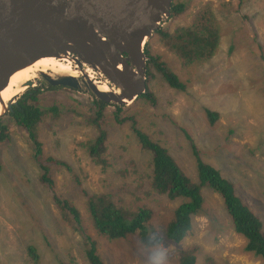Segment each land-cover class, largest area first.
I'll return each instance as SVG.
<instances>
[{"label": "rangeland", "instance_id": "obj_1", "mask_svg": "<svg viewBox=\"0 0 264 264\" xmlns=\"http://www.w3.org/2000/svg\"><path fill=\"white\" fill-rule=\"evenodd\" d=\"M209 2L212 3V12L220 30L219 45L215 55L208 63L185 69L179 59L162 46L159 38L155 36L151 42H148L146 50L149 48L151 54L164 60L187 88L184 92L170 90L161 76L154 73L155 77L147 82V88L153 92L158 104L147 106L145 115L137 113L136 118L140 123H155L150 133L163 131L167 134L165 141L170 148V154L173 158L180 159V161L176 160L177 163L180 162L179 166L186 169L192 177L196 166L188 137L198 147L205 162L213 166L224 165L230 177L221 173L222 176L232 183H238L239 190L248 200V205L258 201L264 204V162L262 166L264 153L261 156L257 152L254 154L251 152L252 147L257 143L264 144V66L262 67L264 0H194L183 15L176 19H167L160 26L166 28L170 25L172 32L175 27L190 25L195 10ZM65 57L66 65L70 68L68 75L73 77L78 70V63L68 56ZM257 61H263L261 67ZM56 63L57 67H63L60 61ZM88 66L84 64L85 69L82 70L86 77L88 76L94 83L105 81ZM48 72L54 73L53 70ZM19 78L20 89L12 97L13 99L38 89L36 101L40 106L57 104L61 107L65 106L67 111L74 112V115H67L68 117L61 115L59 120L51 119L46 125H41L39 135L47 145H53L51 150L47 146L44 148L46 153L70 164L69 171H54L55 187L66 194L64 198L70 199L80 212L89 228V235L96 243L97 254L103 262L105 264H173L170 259L171 251L178 248V244L165 240L161 242L158 250H152V248H141L134 237L130 238L131 243L122 240L110 241L93 230L87 218L86 198L81 193V189L89 193L102 191L101 179L106 174L113 175V169L127 166L130 158L136 161L137 167L144 169L150 159V154L142 153L134 139L135 145L133 144L130 139L133 135L129 128L116 125V118L112 115L114 107L108 105L104 111L107 115L104 122L107 145L111 144V146L106 153L109 165L106 170H102L92 164L85 149L77 144L78 140L87 141L98 135L94 125L93 127L87 125L90 114L95 113L91 102L93 95L85 89L79 92L48 90L47 84L23 92L21 88L27 78L23 74H19ZM105 83L100 84L105 90L112 88L110 84ZM62 93L65 98L59 101ZM115 93L118 91L116 90ZM138 106V102H134L128 109H137ZM205 108L218 114L213 126H209L207 122L203 111ZM7 119L5 117L3 120ZM184 121H186V129H184ZM12 124L15 130L12 132L11 142L0 145V150L2 149L8 161L7 164L0 158V264H27L28 261L24 259L23 243L28 241H34L33 244L39 248L37 250L43 257L42 264H61L52 253L51 246L55 244L62 250L63 259L67 264H90L84 252L82 253L81 239L70 229L54 203L52 202L53 206L50 205L46 193L42 189L32 193L33 181L38 177V168L32 160V155L29 154L25 132ZM174 140L179 142L178 147L173 146ZM237 147H246L253 159L247 160L241 157L236 151ZM231 157L241 159L239 165L241 170H233L236 163ZM16 166L22 167V170L20 171ZM243 172L245 177H242ZM247 193L254 195L252 202ZM205 196H207V204L213 206V212L220 217L223 225L231 223L229 215L223 209L221 198L209 190L205 192ZM18 197L22 199L21 204L14 208ZM111 202L118 209L121 206L124 211L132 212L141 208L139 207L141 203L154 208L155 215L167 216L165 205L148 203L146 199L145 203L139 199L134 200L137 204L133 203L131 209L125 208L122 203L113 200ZM168 203L171 207L176 201ZM206 222L205 217L196 216L193 237L184 239L182 243L186 245L195 242L202 246L207 259L216 254L211 261L213 264H258L260 257L244 250L245 239L237 237L239 243L237 246L222 240L216 244L206 240L208 236ZM44 230L51 234L48 235L46 244L43 243ZM169 244L173 245L172 249ZM204 263L203 256H199L198 264Z\"/></svg>", "mask_w": 264, "mask_h": 264}, {"label": "trees", "instance_id": "obj_2", "mask_svg": "<svg viewBox=\"0 0 264 264\" xmlns=\"http://www.w3.org/2000/svg\"><path fill=\"white\" fill-rule=\"evenodd\" d=\"M193 1L172 0L170 18L176 19L183 15ZM211 4L209 2L200 5L192 15L190 25L175 27L172 32L170 25L166 28L160 26V29L154 32V37L157 36L159 38L161 45L173 53L185 69L208 63L217 51L220 30L212 12ZM146 52L149 56L147 63H145L146 84L155 77L154 73H157L171 89L176 91L186 90V84L171 71L164 60H161L157 55L151 54L149 48H147ZM257 63L261 67L263 61H257ZM37 92L38 90L24 94L23 96L27 98H24L18 107H13V109L8 111L6 116L8 119L4 121L5 117L3 116L4 118L0 120V145L11 142L12 132L15 130L12 127V123H14L15 126L25 132L27 145L30 150H33L28 144V140L29 138L36 140L35 132L39 131L41 125H46L51 119L56 121L58 118L59 120L61 115L66 117L74 115L73 111H67L64 108L65 106L61 107L57 104H53L54 108L52 109L38 107L36 102ZM135 102L139 104L137 109H128L133 103L128 107L113 106L112 115L113 118H116L118 127L129 128L133 135V138L130 137V139L132 142L134 139L141 152L144 154L149 153L151 156L148 154L150 159H148L147 166L144 169L137 167L136 161L130 158L127 166L113 169V175L106 174L101 179L103 186L102 191H99L101 194H92L93 192L89 193L81 189V193L86 198L87 210L95 230L110 241L122 239L123 242L131 243L130 238L134 237L141 247L147 248L158 246L165 240L176 244L180 243L184 238L191 239L195 232L193 227L194 218L202 216L207 220L208 236L206 240L212 244L217 243L219 239L215 235L217 232L222 233L225 225H223L220 217L213 212V206H209L206 202L207 196H205V192L209 190L221 198L223 209L229 215L234 230L245 236L246 245L244 250L257 257L264 258V237L258 234V222L254 219V212L248 207L243 192L239 190L238 183H232L228 178L222 176V174L229 176L224 165L221 164V166L217 167L205 162L201 158L198 147L188 137L192 158L196 166L192 177L186 169H183L181 165L179 166L180 162L178 164L176 160L180 161V159L173 158L170 154V148L167 147L165 141L167 134L163 131H152L150 133L155 123H140L136 118L137 113L142 116L145 115L147 106L158 104L155 95L148 90L147 93L139 96ZM92 106L95 108L93 109L95 113L90 114L87 125L90 127L94 125L98 135L87 141L78 140L77 144L85 149V153L90 157L92 164L102 168V170H106L109 165L106 153L111 146V144L107 145L106 131L104 129L105 117L107 116L104 111H106L105 107L108 105L94 99ZM203 111L209 126H213L218 119L217 112L206 108ZM185 122L184 129L187 128L185 127ZM189 123L192 124V121L190 122L189 120ZM177 145H180L179 142L174 140L173 146ZM251 150L252 154L257 152L262 156L264 144L257 143ZM236 151L247 160L253 159L246 147H237ZM33 156L38 168H42L43 163L53 160L42 155L40 144L37 145V149H34ZM231 160L236 163L233 166V170H241L239 166L241 165V159L239 157L236 159L231 157ZM263 162L264 160H262V166ZM242 177H245L244 172ZM38 180L48 184L51 182L49 175L46 173H42L41 177L38 176ZM78 185H81L80 182ZM32 193H34L33 190ZM52 199L64 221L70 225L79 222L80 212L70 199L56 193H53ZM136 199L144 203L146 199L148 203L155 202L162 206L165 205L167 207V216L155 215L154 208L152 209L141 203V206L139 205L141 208L132 212L131 210L124 211L125 209L121 208V206L118 209L111 202L113 200L119 204L122 203L125 208L131 209L133 203L137 204L134 202ZM21 201L22 199L18 197L14 208L20 206ZM173 201H176V203L170 207L168 202ZM42 233L45 235L43 236V243L46 244L48 235L51 234L47 230L42 231ZM82 238L86 245L88 242L90 244L85 252L89 262L91 264H103L96 253L94 239L87 235L83 228ZM33 243L34 241L23 243L25 246L24 259L28 261L27 264H42L43 257L40 256V252L37 250L39 248ZM51 249L53 255H56L54 256L61 264H67L65 259H63L62 251L57 246L54 248L51 246ZM173 251H171L172 256L170 258L173 264H198L199 256H203L204 264H213L210 260L213 256L209 259L205 258L206 252L203 247L195 242L187 243L184 248H175Z\"/></svg>", "mask_w": 264, "mask_h": 264}, {"label": "water", "instance_id": "obj_3", "mask_svg": "<svg viewBox=\"0 0 264 264\" xmlns=\"http://www.w3.org/2000/svg\"><path fill=\"white\" fill-rule=\"evenodd\" d=\"M171 3L172 0H0V86L36 58L63 53L74 56L76 62L79 57V63L88 67H101L114 90L101 91L87 77H51L39 72L45 85L79 89L82 84L97 100L127 107L146 92L144 46L170 17ZM32 81L24 83V89L42 83L39 78L36 83ZM14 99L5 109L16 104Z\"/></svg>", "mask_w": 264, "mask_h": 264}, {"label": "clouds", "instance_id": "obj_4", "mask_svg": "<svg viewBox=\"0 0 264 264\" xmlns=\"http://www.w3.org/2000/svg\"><path fill=\"white\" fill-rule=\"evenodd\" d=\"M155 35V34H154ZM154 35H153V37H154ZM153 37L152 38H150L147 42H146V44H145V46H144V53H145V56H146V58H147V60L149 59V56L147 55V52H146V46H147V44H148V42H151V40L153 39ZM70 57H74V56H70ZM146 63H147V61H146ZM160 76V75H159ZM79 78H83V76L81 77H79ZM162 78V77H161ZM163 79V78H162ZM91 82H93L92 80H91ZM165 82V81H164ZM94 83V82H93ZM99 83V82H98ZM105 83V82H104ZM106 84V83H105ZM111 85V84H110ZM32 88V87H31ZM34 88V87H33ZM170 88V87H169ZM47 89L49 90V88L47 87ZM56 89H60V90H66V91H69V92H79L81 89H85L86 91H88L89 93H91L92 95H93V93L90 91V90H88L86 87H84L82 84H81V88H79V89H71V88H67V87H60V86H58V87H56ZM56 89H52V90H56ZM25 90H27V89H25ZM51 90V89H50ZM170 90H174V89H171L170 88ZM147 91H148V88H147V84H146V92L145 93H147ZM176 91V90H175ZM185 91V90H184ZM184 91H178V92H184ZM40 92V91H39ZM144 93V94H145ZM153 93V92H152ZM63 94V93H62ZM37 95V94H36ZM141 95H143V94H141ZM140 95V96H141ZM64 96V95H63ZM94 96V95H93ZM91 97V102H92V105H93V100L94 99H96L95 98V96L94 97ZM24 98H27V97H24V96H21V95H19V96H16L15 97V99L18 101V102H15L16 104L15 105H13L14 107H18V105L21 103V101L24 99ZM64 98H65V96H64ZM137 99H138V97H137ZM136 99V100H137ZM97 100V99H96ZM135 100V101H136ZM63 101V100H62ZM134 101V102H135ZM37 102V101H36ZM133 102V103H134ZM132 104V103H131ZM130 104V105H131ZM130 105H128V106H130ZM127 106V107H128ZM38 107H42L43 109H52V108H54V106H53V104H49V105H47V106H45V107H43V106H40L39 104H38ZM56 109V108H55ZM49 113H51V112H49ZM217 121V120H216ZM36 122V121H35ZM34 122V123H35ZM35 135H36V140H34L33 138H29V140H28V144L32 147V149L33 150H30V149H28L29 150V154L30 155H32V160L34 161V163L36 164V161L34 160V156H33V154H34V149H37V145L38 144H40V148H41V153H42V155L44 156V157H50V158H52L53 160H51L50 162H48V163H43V166H42V168H38V176H40L41 177V174L42 173H46V174H48L49 175V179H50V184H48V183H44V182H42L41 180H38V177H36L35 179H34V181H33V186H32V190L34 191V193H37V191L36 190H39V189H42V191H44L45 193H46V195H47V197H48V199H49V203H50V205H52L53 206V204H52V202H53V199H52V195H53V193H56V194H58V195H61V196H63V197H66V194H64V193H62L60 190H57L56 189V187H55V185H56V180L54 179V171H60V170H65V171H69V167H70V164H68L66 161H64V160H61V159H58V158H56V157H54L53 158V156L54 155H51V154H48V153H46L45 152V147L47 146V147H49V150H51V147H53V145H47V143L44 141V140H42L41 139V137H40V135H39V131H36L35 132ZM7 157V156H6ZM0 158L3 160V161H5L7 164H8V161H7V159L5 158V156H4V154H3V151H2V149L0 150ZM16 164L17 163H19V162H15ZM58 163H62V164H58ZM212 165V164H211ZM20 171L22 170V167H19V166H16ZM218 167V166H217ZM0 169H1V161H0ZM258 190V189H257ZM257 192V191H256ZM92 194H101V193H99V192H93ZM248 195V198H250V201L252 202L253 201V196L254 195H252V194H250V193H247ZM245 200H246V203H247V198H244ZM247 205H248V203H247ZM248 207L254 212V215H255V220L258 222V227H257V229H258V234L261 236V237H264V204H263V202L262 203H260L259 201L258 202H255V203H253L252 205H248ZM79 222L78 223H75V224H73V225H70L69 223H67L66 221V223L68 224V226L70 227V229L73 231V232H75L78 236H79V238L81 239V250H82V253L84 252V256H85V258H86V260L87 261H89L88 260V258H87V256L85 255V252H86V250H88L87 249V246H89L90 244H89V242L87 243V245L84 243V241H83V238H82V228L84 229V231H85V233L87 234V235H89V233H88V230H89V228L86 226V223H85V220H83L82 219V217H81V214L79 213ZM61 217H63V216H61ZM87 218H89V220H90V225H91V228L93 229V230H95V228L93 227V222H92V219H91V217H90V215H89V212H87ZM230 222H231V220H230ZM96 231V230H95ZM97 232V231H96ZM98 233V232H97ZM90 236V235H89ZM215 236H217L218 237V239H219V241L217 242V243H219L220 242V240H222V241H224V242H226V243H229V244H234V246L236 245H238L239 243H238V239H237V237H240V238H242V239H244L245 238V236L244 235H242V234H239V233H237L235 230H234V228H233V225H232V223H228V225H225L224 226V228L222 229V233H216V235ZM91 238H92V236H90ZM93 239V238H92ZM184 239H186V238H184ZM183 239V240H184ZM119 241L120 240H122V239H118ZM183 240L180 242V243H176V244H178V248H184L185 247V244H183L182 242H183ZM83 243V244H82ZM214 244H216V243H214ZM95 245H96V243H95ZM170 246H171V249H172V244H169ZM55 246H57L58 247V245H53V247H55ZM141 247V246H140ZM158 247H159V245L158 246H151V248H153V250H158ZM141 248H146V247H141ZM148 248V247H147ZM58 249H60L59 247H58ZM221 249V248H220ZM61 250V249H60ZM62 251V250H61ZM137 252H138V250H136ZM217 252V251H216ZM96 253H97V248H96ZM139 253V252H138ZM99 256V255H98ZM214 256H216V254H213V257L210 259L211 261L213 260V258H214ZM100 257V256H99ZM100 259H101V257H100ZM102 260V259H101ZM102 262H103V260H102ZM90 263V262H89ZM91 264V263H90ZM103 264H105L104 262H103ZM258 264H264V258H262V257H260V259H259V262H258Z\"/></svg>", "mask_w": 264, "mask_h": 264}, {"label": "bare ground", "instance_id": "obj_5", "mask_svg": "<svg viewBox=\"0 0 264 264\" xmlns=\"http://www.w3.org/2000/svg\"><path fill=\"white\" fill-rule=\"evenodd\" d=\"M158 29H160V27ZM97 33L100 34L99 32H97ZM103 40H105V38H103ZM54 54L53 53L52 54H49L50 56H48V57H45L44 56V57H40L39 59L36 58L33 61L32 64H29V65H27V66H25V67H23V68L15 71V72H13L9 76V78H8L7 83H6L5 86L4 85H1L0 86V87H2V88H0V120L3 117V115H5V114L8 113V112H5V111L6 110H10V109H5L6 104H9L11 102V100L13 99L12 97H14L17 94V92L19 91V89H20V85H19L18 82H20L21 79L19 78V74H23V75L26 76V78H27V79H25V83L26 84H27L28 81H32V79H33V81H32L33 83H35V80H38V78L43 79V77L40 74H38L39 72L48 73L49 75H51V77H54L56 74H60V75H68L69 74L70 68L68 67V65H66V60H65L66 57H65V55H63V53H61V55H59L57 57ZM41 55H43V53H41ZM68 57L71 58V59H73L69 55H68ZM77 58H78V60H81L79 57H77ZM59 60L65 61V62L62 63L63 64V67H57V63L55 61H59ZM78 60H77L78 70L75 71L76 76H77V78H79L81 75L83 77H86L85 74H84V72L82 71L83 69H85V68H83V65L85 63L81 64V63H79L80 61H78ZM118 67H119V69H122V66H119V64H118ZM91 68L93 70H95L96 74L99 75L100 77H103L105 79L107 78L105 82H107V84H110V79L108 77H105L101 73V67L96 66L97 69H95L93 67H91ZM49 70H53L54 73H52V74L49 73L48 72ZM35 74H37V76L34 79L33 77L35 76ZM144 74H145V71H144ZM68 76H70V75H68ZM87 78H88V76H87ZM89 80L91 81V79H89ZM95 84L97 85L98 89L101 90V91H105V92H108V91H111L112 92L113 91V88H111V89L106 88V90H105V87H102L100 85L101 83H95ZM47 85L48 86H51V85H49V83ZM26 86H30V85H26ZM35 86L36 85H33L32 87H35ZM53 87H55V86H53ZM29 88H31V87H28V89L26 87L27 90H29ZM21 91H23V92L25 91V89H24V82H23V87L21 88ZM14 102H18V101L14 99L13 103ZM106 104L111 105L110 103H106ZM13 107L14 106H12L11 109H13Z\"/></svg>", "mask_w": 264, "mask_h": 264}, {"label": "flooded vegetation", "instance_id": "obj_6", "mask_svg": "<svg viewBox=\"0 0 264 264\" xmlns=\"http://www.w3.org/2000/svg\"><path fill=\"white\" fill-rule=\"evenodd\" d=\"M59 61H60L61 63L65 62V61H63V60H59ZM55 62H56V61H55ZM35 77H36V76H35ZM35 77H34V79H35ZM73 77H75V78L77 77V76H76V73H75V75H73ZM98 77H99V75H98ZM100 78H103V77H100ZM39 79L41 80V78H39ZM104 79H105V78H104ZM32 80H33V79H32ZM36 81H37V80H35V83H36ZM41 81H42L41 84H44V83H45L44 80H41ZM105 81H106V79H105ZM105 81H104V82H105ZM104 82H101V83H104ZM41 84L36 85V87H37V86H40ZM48 88H49V90H50V89L52 90V89H54L55 87L48 86ZM36 90H38V89H33V91H36ZM28 92H30V91H28ZM28 92H26V93H28ZM26 93H25V94H26ZM107 105H108V104H107ZM111 105L114 106L113 104H111ZM107 107H108V106H107ZM107 107H105V109H107ZM105 109H104V110H105ZM3 116L6 117L7 114H5V115H3ZM148 248H151V247H148ZM152 250H153V248H152ZM156 250H157V249H156Z\"/></svg>", "mask_w": 264, "mask_h": 264}, {"label": "crops", "instance_id": "obj_7", "mask_svg": "<svg viewBox=\"0 0 264 264\" xmlns=\"http://www.w3.org/2000/svg\"><path fill=\"white\" fill-rule=\"evenodd\" d=\"M64 99L63 94L61 95V97L58 99L59 101H62Z\"/></svg>", "mask_w": 264, "mask_h": 264}]
</instances>
